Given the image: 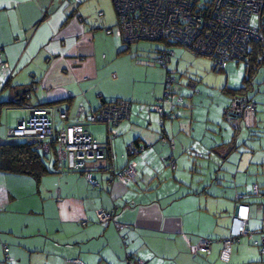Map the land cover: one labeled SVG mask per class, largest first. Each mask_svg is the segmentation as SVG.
Wrapping results in <instances>:
<instances>
[{"label":"crops","instance_id":"obj_1","mask_svg":"<svg viewBox=\"0 0 264 264\" xmlns=\"http://www.w3.org/2000/svg\"><path fill=\"white\" fill-rule=\"evenodd\" d=\"M118 25L114 0H0V126L8 123L0 141L33 108L53 107L56 127L60 121L83 124L108 150L105 159L88 164L98 186L85 172L60 169L54 147H37L48 167L39 176L0 170V264L5 245L14 264H128L130 256L144 264H262L261 248L247 236L233 244L229 262L221 259L222 239L240 215L247 216V228L258 230L255 238L264 237L258 110L236 115L244 129L238 118L231 134L219 132L212 105L195 88L185 110L171 96L160 113L154 106L167 70L145 66L143 77L152 75L153 88H139L144 62L135 60ZM23 87L21 98L16 91ZM113 100L130 102L128 118L116 126L89 121ZM60 110L68 114L65 121ZM240 136L243 151L232 157ZM131 144L143 150L131 155ZM131 161L136 175L124 183L115 173ZM100 208L113 211L114 220L101 222ZM205 238L213 240L210 250L194 252Z\"/></svg>","mask_w":264,"mask_h":264},{"label":"built area","instance_id":"obj_2","mask_svg":"<svg viewBox=\"0 0 264 264\" xmlns=\"http://www.w3.org/2000/svg\"><path fill=\"white\" fill-rule=\"evenodd\" d=\"M114 3L119 15L118 33L126 42L140 39L176 42L211 56L217 69H225L230 60L247 56L252 44L259 47L264 60V0H114ZM173 55L174 50L165 44L163 50H158L154 61L167 69ZM1 67L5 68L6 63H2ZM172 82L173 78L167 74L164 95L154 106L160 113L165 114L163 103L170 101L171 92L167 86ZM178 101H182L181 96H178ZM257 106L248 94H239L233 97L227 112L238 116L252 115L256 113ZM130 109L129 101H112L92 112L89 121H104L116 126L129 117ZM54 110L53 107L33 108L28 117L20 119L15 127L8 130L7 139L25 140L46 152H52L54 147L60 169L85 172L89 182L98 186L99 182L93 177L88 164L105 159L107 147L83 124L64 123L57 128ZM59 116L63 121L68 118L64 110L59 111ZM115 133L112 131L110 137L116 136ZM171 144L174 145V142L171 141ZM128 149L134 155L142 151L143 146L131 144ZM172 167H176L174 161ZM136 171V163L131 161L115 175L127 183L135 178ZM255 190L258 192L257 185ZM96 213L103 223L114 220L113 211L100 208ZM246 223L247 216L240 215L231 236L222 239V260L230 261L232 246L240 242L242 236L251 238L264 255V237L255 238L258 230L247 228ZM117 227L122 230L124 224L117 223ZM212 243L210 238L202 239L193 251H208ZM4 253L1 264H14L10 248L6 245ZM73 261L86 264L79 259ZM128 264L144 263L130 256Z\"/></svg>","mask_w":264,"mask_h":264},{"label":"rangeland","instance_id":"obj_3","mask_svg":"<svg viewBox=\"0 0 264 264\" xmlns=\"http://www.w3.org/2000/svg\"><path fill=\"white\" fill-rule=\"evenodd\" d=\"M127 45L128 44H123V46ZM130 45L132 47L133 55L136 56L135 60L139 63L144 62L143 65L139 64L138 75L141 77L139 76L138 86L143 90L146 88L150 90L153 88V81L149 82L152 75H150L151 77L149 79L143 77L144 72L146 73L148 70L145 66L156 65L157 67H161L160 64H157L154 61V58L158 54V50L164 49L165 42L160 40L140 39ZM172 49L176 51L177 54L173 56L175 62L172 67L169 68L172 70V76H175L177 79L175 84H173V91L176 94L173 95L171 101L173 103H178L177 95H182L184 97V102H179L177 109H179V107L184 109V106L188 105L187 101L195 94L194 89L196 88L201 92L197 94L198 97H202L205 102L207 101L205 105H212L213 115L219 120L220 124L216 130L231 134L232 131H234V126L238 125L236 120H238L239 117L227 113V107L230 105L233 98L231 91H235L245 85V61H231L226 69L216 70L214 68V60L209 55L197 53L190 48L179 44L172 46ZM124 64L125 62L123 61L122 67ZM155 75L156 74H154V76ZM252 78V86H254L255 91L253 90L251 94L258 103V115L261 117V121L264 122V65H262L258 72L253 73ZM192 84L193 86H191ZM250 90L251 88H249V91ZM149 94L151 93L149 92ZM204 110L206 111V108H204ZM198 119L200 120V118ZM239 119L241 120L239 129H244L245 124L243 119ZM5 124H8L6 123V120ZM5 124L3 123L0 126V131L3 130L4 126L6 128ZM62 125L63 123L60 121L57 127L61 128ZM243 141L244 140L241 139V136L240 138H237L238 147L232 152V157H239L241 155L240 152L243 151V148H241L243 147ZM239 158L236 159L237 162L239 161ZM231 163L233 164L234 161L231 160Z\"/></svg>","mask_w":264,"mask_h":264},{"label":"trees","instance_id":"obj_4","mask_svg":"<svg viewBox=\"0 0 264 264\" xmlns=\"http://www.w3.org/2000/svg\"><path fill=\"white\" fill-rule=\"evenodd\" d=\"M163 42H165V44L171 48L172 46L179 44V43L172 42V41H168V42L163 41ZM240 60H244L246 63V68H245L246 74L244 77L245 85H243L241 88H238L235 91H231L233 94V97L239 94L249 95V88H252L253 73L258 72V70L262 67V65H264V60L262 58L261 51L256 44L251 45V48L247 56L241 59L230 60L229 63L231 61L238 62ZM214 68L216 70H224V69H217L215 66ZM166 70H167V73L173 78V82L170 84V86H167V89L169 88V91L171 92V96L173 97V95L176 94L173 91V84H175L177 78L175 76H172V70L169 67ZM177 96L182 97V101H178V103L179 102L181 103L184 101V97L182 95H177ZM113 101H117V100H113ZM4 104L5 103H0V114H1V109L4 106ZM169 115L170 113L167 112L166 116L168 117ZM107 155H108V152H107ZM0 170H8V171L19 172V173H30V174L39 176L40 174L48 171V167L46 165V160L44 159V155L42 154V151H40L35 145L29 144L25 140L6 139L5 141H2V142L0 141ZM133 258H136V257H133ZM263 261L264 260H262V264L264 263Z\"/></svg>","mask_w":264,"mask_h":264},{"label":"water","instance_id":"obj_5","mask_svg":"<svg viewBox=\"0 0 264 264\" xmlns=\"http://www.w3.org/2000/svg\"><path fill=\"white\" fill-rule=\"evenodd\" d=\"M24 91H25V88L23 87V88L17 89L16 92H17V94L21 97V96H22L21 94H22ZM21 98H22V97H21ZM239 206H241V205H237V206H236V210H235L236 212H238V210H239Z\"/></svg>","mask_w":264,"mask_h":264}]
</instances>
